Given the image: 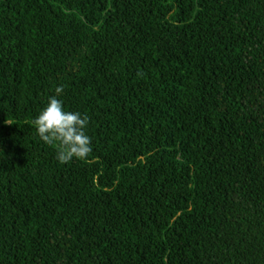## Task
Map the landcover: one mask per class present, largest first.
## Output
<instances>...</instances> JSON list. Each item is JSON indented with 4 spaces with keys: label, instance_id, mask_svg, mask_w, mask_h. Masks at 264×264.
<instances>
[{
    "label": "trees",
    "instance_id": "obj_1",
    "mask_svg": "<svg viewBox=\"0 0 264 264\" xmlns=\"http://www.w3.org/2000/svg\"><path fill=\"white\" fill-rule=\"evenodd\" d=\"M0 264H264V0H0Z\"/></svg>",
    "mask_w": 264,
    "mask_h": 264
},
{
    "label": "clouds",
    "instance_id": "obj_2",
    "mask_svg": "<svg viewBox=\"0 0 264 264\" xmlns=\"http://www.w3.org/2000/svg\"><path fill=\"white\" fill-rule=\"evenodd\" d=\"M62 93V87L55 89V95L49 97L32 124L38 138L56 149L55 159L66 164L73 159H86L92 148L91 138L86 133L88 116L65 110L63 101L58 98Z\"/></svg>",
    "mask_w": 264,
    "mask_h": 264
}]
</instances>
